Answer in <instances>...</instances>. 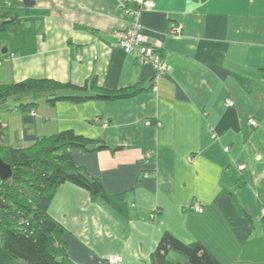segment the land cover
Listing matches in <instances>:
<instances>
[{
    "label": "crops",
    "instance_id": "crops-1",
    "mask_svg": "<svg viewBox=\"0 0 264 264\" xmlns=\"http://www.w3.org/2000/svg\"><path fill=\"white\" fill-rule=\"evenodd\" d=\"M25 1L0 0L28 19L29 33L26 46L0 56V86L48 78L139 90L55 106L39 95L35 109L3 116L5 145L72 130L116 149L73 158L123 198L124 212L71 183L53 199L49 214L65 230L70 260L264 264V0H151L141 24L172 67L156 88L151 67L113 46L131 0H29L24 9Z\"/></svg>",
    "mask_w": 264,
    "mask_h": 264
},
{
    "label": "trees",
    "instance_id": "trees-1",
    "mask_svg": "<svg viewBox=\"0 0 264 264\" xmlns=\"http://www.w3.org/2000/svg\"><path fill=\"white\" fill-rule=\"evenodd\" d=\"M27 25L28 19H23L20 10L8 5L0 6L1 57H7L16 48L27 45ZM4 49L8 50L7 54H3ZM89 87L95 92L89 93ZM89 87L48 78L0 86V157L13 171L10 180H0V264H74L68 256L64 228L49 214L57 191L66 183L90 192L94 200H106L119 211H125L123 198L109 195L102 183L79 168L73 158L75 150H112L104 142L78 135L72 130L44 138L26 133L25 140L30 143L27 148L5 145L3 140L2 119L11 111L5 106L10 101H20V111L27 112L37 106L30 98L39 95L45 96L46 102L55 106L61 102L115 101L139 92L136 88L120 91L99 89L93 83ZM24 122L32 124L34 118L25 116Z\"/></svg>",
    "mask_w": 264,
    "mask_h": 264
},
{
    "label": "built area",
    "instance_id": "built-area-1",
    "mask_svg": "<svg viewBox=\"0 0 264 264\" xmlns=\"http://www.w3.org/2000/svg\"><path fill=\"white\" fill-rule=\"evenodd\" d=\"M153 7L154 5L151 0H131L126 2L123 5V9L129 20L128 27L114 34L115 41L113 46L123 49L127 54L135 56L142 65L151 67L153 69L152 87L156 88L159 82L171 71L172 67L166 63L157 49L150 44L141 24L142 14L152 10ZM170 33L171 35L180 36L182 29L181 27H174ZM81 60L82 58L79 56L78 61ZM227 105L234 106V102L228 100ZM147 124L149 125V123ZM249 124L253 128L257 127V121L253 119L249 120ZM105 126H107V123ZM225 151L228 152V149ZM148 177V175H145V178ZM199 213H203V209H199ZM262 215L264 216V210L262 211ZM151 217L154 218L155 216ZM122 262V257L108 259L109 264H120Z\"/></svg>",
    "mask_w": 264,
    "mask_h": 264
},
{
    "label": "water",
    "instance_id": "water-1",
    "mask_svg": "<svg viewBox=\"0 0 264 264\" xmlns=\"http://www.w3.org/2000/svg\"><path fill=\"white\" fill-rule=\"evenodd\" d=\"M33 6V3H31L29 0L25 1V7ZM8 50L4 49L3 54H7ZM13 171L12 167L8 164H6L2 158L0 157V180L2 181H8L12 178Z\"/></svg>",
    "mask_w": 264,
    "mask_h": 264
},
{
    "label": "rangeland",
    "instance_id": "rangeland-1",
    "mask_svg": "<svg viewBox=\"0 0 264 264\" xmlns=\"http://www.w3.org/2000/svg\"><path fill=\"white\" fill-rule=\"evenodd\" d=\"M20 101H10V104H9V107L11 110H19V107H20Z\"/></svg>",
    "mask_w": 264,
    "mask_h": 264
}]
</instances>
